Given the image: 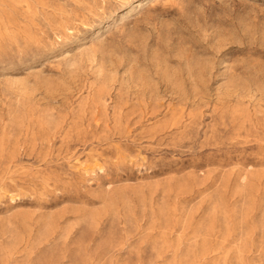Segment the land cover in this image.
I'll use <instances>...</instances> for the list:
<instances>
[{
  "label": "rangeland",
  "instance_id": "374dc122",
  "mask_svg": "<svg viewBox=\"0 0 264 264\" xmlns=\"http://www.w3.org/2000/svg\"><path fill=\"white\" fill-rule=\"evenodd\" d=\"M0 264H264V0H0Z\"/></svg>",
  "mask_w": 264,
  "mask_h": 264
},
{
  "label": "bare ground",
  "instance_id": "6f19581e",
  "mask_svg": "<svg viewBox=\"0 0 264 264\" xmlns=\"http://www.w3.org/2000/svg\"><path fill=\"white\" fill-rule=\"evenodd\" d=\"M142 4H143V3H141V2L137 3V5L131 9L130 13H134V12H136V10H137L138 8H140V7L142 6ZM140 9H141V8H140Z\"/></svg>",
  "mask_w": 264,
  "mask_h": 264
}]
</instances>
